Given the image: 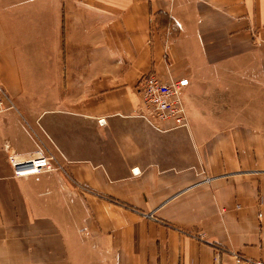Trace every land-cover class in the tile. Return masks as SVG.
Listing matches in <instances>:
<instances>
[{
	"label": "crops",
	"instance_id": "0c3cea01",
	"mask_svg": "<svg viewBox=\"0 0 264 264\" xmlns=\"http://www.w3.org/2000/svg\"><path fill=\"white\" fill-rule=\"evenodd\" d=\"M152 73L189 126L139 114ZM0 82V264L264 261V0H0Z\"/></svg>",
	"mask_w": 264,
	"mask_h": 264
},
{
	"label": "built area",
	"instance_id": "2783aa9c",
	"mask_svg": "<svg viewBox=\"0 0 264 264\" xmlns=\"http://www.w3.org/2000/svg\"><path fill=\"white\" fill-rule=\"evenodd\" d=\"M184 79L164 80L152 73L140 81L141 106L139 114L152 126L162 130L163 126H189L188 116L182 102ZM16 109L13 98L0 82V120L11 110ZM14 177L41 175L57 169V158L53 154H39L30 157L10 155L8 157ZM235 264H264L263 260H253L233 253ZM219 264V263H216Z\"/></svg>",
	"mask_w": 264,
	"mask_h": 264
},
{
	"label": "rangeland",
	"instance_id": "374dc122",
	"mask_svg": "<svg viewBox=\"0 0 264 264\" xmlns=\"http://www.w3.org/2000/svg\"><path fill=\"white\" fill-rule=\"evenodd\" d=\"M172 128H175V127H172ZM172 128H171V129H172Z\"/></svg>",
	"mask_w": 264,
	"mask_h": 264
}]
</instances>
